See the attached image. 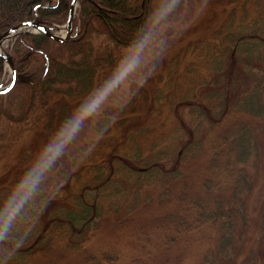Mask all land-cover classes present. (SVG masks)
Returning a JSON list of instances; mask_svg holds the SVG:
<instances>
[{
  "label": "trees",
  "instance_id": "16d2710c",
  "mask_svg": "<svg viewBox=\"0 0 264 264\" xmlns=\"http://www.w3.org/2000/svg\"><path fill=\"white\" fill-rule=\"evenodd\" d=\"M153 1L78 0L68 41L8 42L17 81L0 95V152L28 145L0 184V264H116L121 251L89 247L109 219L132 264H264L249 206L263 159L264 0H242L187 47L196 56L171 67L188 85L133 88L124 106L103 110L91 140L66 150L75 102L116 89L127 50L155 31ZM71 3L0 0V37L31 20L63 26ZM37 143L66 152L33 161ZM260 206L264 232V194Z\"/></svg>",
  "mask_w": 264,
  "mask_h": 264
},
{
  "label": "rangeland",
  "instance_id": "374dc122",
  "mask_svg": "<svg viewBox=\"0 0 264 264\" xmlns=\"http://www.w3.org/2000/svg\"><path fill=\"white\" fill-rule=\"evenodd\" d=\"M168 1H153L155 31L149 36L144 45L127 50V57L118 68L119 86L114 90H97L94 92L93 98L85 97L76 102L74 101L80 114L75 127L68 135L70 142L69 148L66 149L68 154L79 149L94 137L96 124L103 110L124 106L129 101L133 88L137 89L141 85L152 93L157 87L166 89L175 87L179 80L184 86L188 85L189 80L188 82L185 79L182 80L183 74H180V77L176 74L177 71L182 69L184 63H182V60L185 58L186 60L193 59L196 56L191 52L185 54L187 47L190 45L193 49L200 40L207 41L210 39L214 30L226 19L229 10L233 6L240 8L242 2V0H181L179 5L169 10V8H166ZM59 32L62 33V28ZM7 45L8 42L4 43L5 49ZM178 60L181 61L180 64H178ZM175 62H177L175 65L177 71L174 73L171 65ZM9 79L10 70L7 69L1 83L6 85ZM137 98L139 101L140 96L137 95ZM93 104H95V107H93ZM186 120L189 121L187 116ZM27 145V142L22 140L15 143L9 153L0 152V184L4 180L5 172L8 170L5 167H17V159L27 151ZM262 145V165L257 174L254 194L249 198V206L253 215L250 236H253L254 241H257V243H252L257 250L260 248L259 241L264 239V232L260 227V202L264 194V134ZM52 146H57V144H51L49 147L37 143L32 160L44 162V157L50 151H54L59 155L65 154L66 150L59 151L56 147L52 148ZM69 149L71 152H69ZM112 222L111 219L107 220L103 225V229L91 241L89 244L90 252L97 254L101 249L121 251V259L116 264H132V259L138 256L136 253L130 252L125 233L117 235L115 229L111 228L114 225ZM262 249H264V246H262ZM256 256L259 257V255ZM68 261L72 262L70 264H79L77 259L72 260L70 257L66 259L64 264H68ZM248 264L262 263L258 259L256 262L253 261Z\"/></svg>",
  "mask_w": 264,
  "mask_h": 264
},
{
  "label": "water",
  "instance_id": "95a60500",
  "mask_svg": "<svg viewBox=\"0 0 264 264\" xmlns=\"http://www.w3.org/2000/svg\"><path fill=\"white\" fill-rule=\"evenodd\" d=\"M77 7H78V0H72L71 8H70V15L67 20V23L65 24V28H66L65 35L61 36L58 34L56 29H50L49 27L41 24L40 22L32 20V21L22 23L18 26H15L12 29H10L8 32L3 34L0 37V47L2 45V42L5 39L11 38L13 36H19L20 34H23V33H43L47 35L48 37H50L51 39L58 41V42L64 43L68 41L71 38L72 33H73V21H74L75 12H76ZM0 57L3 60H5L6 63H9L11 67L12 77H11L10 83L5 87H3L0 84V94H6L15 86L16 80H17V74H16V68H15L12 57L9 54L3 53L1 51H0Z\"/></svg>",
  "mask_w": 264,
  "mask_h": 264
},
{
  "label": "bare ground",
  "instance_id": "6f19581e",
  "mask_svg": "<svg viewBox=\"0 0 264 264\" xmlns=\"http://www.w3.org/2000/svg\"><path fill=\"white\" fill-rule=\"evenodd\" d=\"M7 40H8V39H5V40L3 41V43H5ZM0 50H1L2 52H5L3 46L0 47ZM7 69H10V64H9V63L7 64Z\"/></svg>",
  "mask_w": 264,
  "mask_h": 264
},
{
  "label": "clouds",
  "instance_id": "9594fccd",
  "mask_svg": "<svg viewBox=\"0 0 264 264\" xmlns=\"http://www.w3.org/2000/svg\"><path fill=\"white\" fill-rule=\"evenodd\" d=\"M93 107H95V104H93Z\"/></svg>",
  "mask_w": 264,
  "mask_h": 264
}]
</instances>
